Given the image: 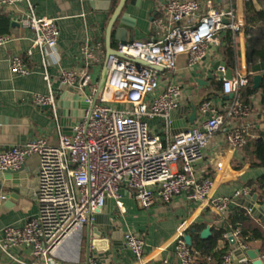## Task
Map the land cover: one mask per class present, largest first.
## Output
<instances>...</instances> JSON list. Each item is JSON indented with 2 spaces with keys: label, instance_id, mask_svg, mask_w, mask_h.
<instances>
[{
  "label": "built area",
  "instance_id": "obj_1",
  "mask_svg": "<svg viewBox=\"0 0 264 264\" xmlns=\"http://www.w3.org/2000/svg\"><path fill=\"white\" fill-rule=\"evenodd\" d=\"M10 8L20 12L15 20L33 30L32 47L47 53V68L56 61L52 56L60 36L59 18L38 15L30 0H0V12ZM166 16L167 19L155 21L152 38L119 43L116 48L163 71L118 55L102 58L99 47L88 40L81 49L83 67L63 68L60 72L63 87L74 88L85 96V108L72 122L70 134H61L56 145L39 135L24 144L0 149L2 173L18 171L29 156H39L34 193L38 212L23 226H6L0 235V249L12 260L19 261L11 249L29 248L34 261L27 264H56L54 258H60L59 252L66 264H82L65 255L71 254L74 245L78 248L85 224L109 200L123 208L122 187L128 188L143 208L184 194L221 215L230 203L252 195V188L244 187L233 196H213L214 179L197 168L216 132L227 130L228 119L237 113L235 103L224 114L212 100H203L200 112L204 120L174 134L172 114L181 107L182 87L177 82L161 85L162 74L174 72L181 55L188 57L190 65L201 61L222 32H237L242 23L236 20L233 8L203 12L198 0H170ZM190 18L195 21L188 22ZM9 40V35L0 36V45ZM105 64L109 68L107 82L95 102L98 84L92 80L91 69ZM11 70L21 76L30 73L18 55L11 60ZM45 78L49 81L47 71ZM240 85V76L224 79L223 92L237 93ZM33 99L40 107L49 106L57 116L53 89L47 95L35 93ZM148 119H158L159 123L152 126ZM6 197L2 194L0 198ZM230 233L242 250L249 249L240 228L225 232L223 239L228 240ZM123 239L133 251L136 263L143 264L145 238L127 231ZM174 251L180 264H202L204 258L212 262L210 257L192 249L183 234L177 237ZM219 264H237L233 249Z\"/></svg>",
  "mask_w": 264,
  "mask_h": 264
},
{
  "label": "crops",
  "instance_id": "obj_2",
  "mask_svg": "<svg viewBox=\"0 0 264 264\" xmlns=\"http://www.w3.org/2000/svg\"><path fill=\"white\" fill-rule=\"evenodd\" d=\"M35 12L43 16H57L60 36L52 58L53 63L47 68L44 66L47 53L39 48H33L35 37L33 30L22 26L15 18L20 12L17 8H10L1 12L7 13L10 21L8 33L11 40L0 45V149L11 148L24 144L33 136L43 135L50 144H58L61 134L71 132V124L85 108L73 96L63 99L65 105L61 107L64 114L57 116L49 107H40L34 102L35 93L49 94L53 89L56 95L57 109L61 95L74 88L63 87L60 82V72L63 68H81L82 46L92 40L99 47V55L105 58L108 48V26L110 19L120 0H114L109 10L92 9L90 0H30ZM170 0H139L138 5L127 0L123 12H128L136 18V26L129 31L128 39H150L156 31L155 21L165 18L166 5ZM203 12L209 9L222 10L233 8L236 20L242 23L239 31L233 32L232 42L227 41V31L222 32L216 43L209 45L206 56L199 62L190 65L188 57L181 55L174 72H164L161 76V85L177 82L182 87L180 98L181 107L187 109L179 113L187 118L193 104L198 105V118L195 123L204 120L200 112L203 100H212L220 113H227L235 103L237 113L228 119L227 130L216 132L213 142L204 150V158L198 163L197 168L207 176L214 179L212 188L213 196H233L237 189L252 188V194H258V201L264 203V189L258 185V179L264 175V166L257 164L256 151L258 142L264 138V77L258 87H254V76L264 74V30L259 27H246L247 2L253 11L264 10V0H198ZM21 6L20 8H23ZM0 12V13H1ZM84 14V16H81ZM188 22L195 21L190 18ZM264 24V21L263 23ZM115 29L112 30L111 44L117 48ZM2 36V35H1ZM259 46V47H258ZM232 49L233 55L227 52ZM29 50L32 51L29 54ZM18 55L30 69L26 76L17 75L11 70V60ZM50 58V59H52ZM216 61L225 62L226 71L231 68L232 77L240 76V89L233 98H225L223 81L213 69ZM103 65H95L91 69L92 80L98 84V79ZM48 72L49 81L45 78ZM203 80L204 83H200ZM254 89L251 94L249 89ZM176 110V114L178 113ZM156 123H159L158 119ZM152 123V126H157ZM39 156L33 154L28 157L24 166L18 170L16 178H5L0 172V197L6 194V199L0 198V235L6 226H23L38 212L35 197ZM13 187L20 192L16 193ZM256 189V190H255ZM123 208L117 206L114 200L106 203L105 210L115 226L114 240L109 239V247L105 250L96 248L88 249V234L90 223H86L81 235L79 245H74L71 254L65 257L78 260L82 264H137L133 251L126 245L123 236L127 231L141 234L146 240L143 264H180L174 251L175 241L180 235H190L198 227V233L209 227L212 237L220 229L225 232L234 228L229 222V214L237 207L249 209L239 205L236 200L229 204L223 215L218 214L212 207L205 203L189 200L184 194L176 195L169 201L158 200L149 208H143L133 197L132 192L121 188ZM243 198V197H242ZM104 210V211H105ZM251 215V214H250ZM256 223L264 224L251 215ZM194 229L193 231L190 229ZM223 232L219 234L218 245L220 248L228 246V240L223 239ZM201 236V234H200ZM193 240V239H192ZM248 248H258L260 258L264 264V241L255 240L247 244ZM12 254L19 260H12L0 249V264H27L33 262L29 248H13ZM55 257L56 264H66L61 258ZM64 255V254H63ZM76 255V256H75ZM235 259V258H234ZM236 263L253 264L252 260ZM210 264V263H208Z\"/></svg>",
  "mask_w": 264,
  "mask_h": 264
},
{
  "label": "water",
  "instance_id": "obj_3",
  "mask_svg": "<svg viewBox=\"0 0 264 264\" xmlns=\"http://www.w3.org/2000/svg\"><path fill=\"white\" fill-rule=\"evenodd\" d=\"M113 1L114 0H90V5L92 9L107 11L109 10L111 3ZM126 2L127 0H120L117 8L115 9L110 19L109 26H108L109 52L107 53V56L110 54L118 55V56H121L122 58L134 61L138 64H143L148 67L157 69L159 71H163V68L157 65H154L149 62L141 61L140 59H137L131 55L122 54L116 48L112 47L111 35H112L113 29H115L116 31L115 33H116V39L118 41V44L134 40L133 36H131L128 39V33L129 31H132V35H133V31L136 26V18L132 17L128 12H123ZM131 3L138 5L139 0H131ZM225 65H226L225 62L223 61H216L213 66V69L219 74V77L222 80L231 79L233 76V72L231 68H227L226 71L220 70V66L225 67ZM108 74H109V68L105 64L102 67V70H101V73L98 79V89H97V94L95 97V102L98 96L100 95V93H102L105 88ZM263 77H264V74H257L254 76V87H258L260 85L261 81L263 80ZM199 82L201 84L204 83L203 80H199ZM69 95L73 96L77 101H79L82 105H84L85 96L80 95L75 92H71L70 94V91L67 90L61 95L60 101L58 102L59 108L57 111L60 116L64 114L61 107H63L66 103L63 101V99ZM234 96H235V93H229L225 95V98H233ZM186 109L187 107L183 109H179L177 114L176 112L172 114V118H173L172 132L174 134L180 131H187L191 125L195 124L198 118V105L197 104H193L191 106V112L187 118H185L184 115L179 114L182 111L185 112ZM19 173L20 171H7V172H4L3 174H4V177L8 179L11 177L16 178L19 175ZM13 188L16 193L20 192V190L17 187H13ZM236 202L239 205L249 209L250 214L258 218L264 224V203L261 204L258 201L257 193H253L252 195H249L247 197L239 198L236 200ZM104 210L105 208H103L101 212L94 215L93 217L94 219L90 221L91 229L89 230V234L87 237L89 255H90V249L92 247L99 249V250H105L110 245L109 243L110 237H112V240H114L115 238L112 230L114 231L116 228L115 226H113L110 216L107 215V210L105 211ZM200 234H201V238L203 239H209L212 237V232L209 227H206L205 229H203ZM185 239L189 245H192V237L190 235H185ZM228 241L231 244V247L233 249V254H234L235 259L241 262H248L249 260H252L253 264H263V260L260 258L261 252L258 248H250L247 250H242L239 247L238 242L236 241V239L231 233L228 237Z\"/></svg>",
  "mask_w": 264,
  "mask_h": 264
},
{
  "label": "trees",
  "instance_id": "obj_4",
  "mask_svg": "<svg viewBox=\"0 0 264 264\" xmlns=\"http://www.w3.org/2000/svg\"><path fill=\"white\" fill-rule=\"evenodd\" d=\"M253 7L247 2L246 5V27L247 30H250L252 27L262 26L261 29L264 30V10L253 11ZM10 27V21L7 13H0V36L8 33ZM227 41L232 42V33L230 30L227 31ZM259 47V46H258ZM227 52L230 55H233L231 47L227 49ZM262 56L264 57V46L261 51ZM250 93L254 92V89H249ZM256 159L257 164L260 166H264V138H261L258 142L257 151H256ZM258 185H260L261 189H264V175L258 179ZM256 190V189H255ZM229 222L234 229L240 228L242 233V240L246 244H250L255 240H263L264 241V228L260 223H256L252 220L251 215L243 208L237 207L229 214ZM196 229L194 233H192V249L199 251L202 255H205L206 258L210 257L212 262L211 264H219L222 262L224 256L230 250L228 246L220 248L218 245V236L225 232V229H220L216 235L209 239H203L198 233V227L194 226ZM190 230H194L193 228ZM202 264H208L207 260L204 258ZM241 264V263H237ZM247 264V263H242Z\"/></svg>",
  "mask_w": 264,
  "mask_h": 264
},
{
  "label": "rangeland",
  "instance_id": "obj_5",
  "mask_svg": "<svg viewBox=\"0 0 264 264\" xmlns=\"http://www.w3.org/2000/svg\"><path fill=\"white\" fill-rule=\"evenodd\" d=\"M148 121H149L150 124H152V123L157 124V123H156L157 120L148 119Z\"/></svg>",
  "mask_w": 264,
  "mask_h": 264
}]
</instances>
